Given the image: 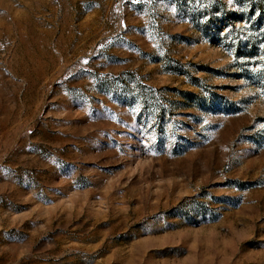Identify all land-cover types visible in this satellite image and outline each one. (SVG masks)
Listing matches in <instances>:
<instances>
[{
    "label": "rangeland",
    "instance_id": "374dc122",
    "mask_svg": "<svg viewBox=\"0 0 264 264\" xmlns=\"http://www.w3.org/2000/svg\"><path fill=\"white\" fill-rule=\"evenodd\" d=\"M264 0H0V264H264Z\"/></svg>",
    "mask_w": 264,
    "mask_h": 264
},
{
    "label": "snow or ice",
    "instance_id": "6c2138e0",
    "mask_svg": "<svg viewBox=\"0 0 264 264\" xmlns=\"http://www.w3.org/2000/svg\"><path fill=\"white\" fill-rule=\"evenodd\" d=\"M262 47H264V45H262Z\"/></svg>",
    "mask_w": 264,
    "mask_h": 264
}]
</instances>
